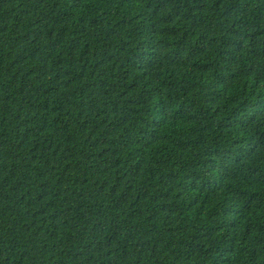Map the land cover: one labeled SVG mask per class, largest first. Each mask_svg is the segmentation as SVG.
Returning <instances> with one entry per match:
<instances>
[{
	"label": "trees",
	"instance_id": "obj_1",
	"mask_svg": "<svg viewBox=\"0 0 264 264\" xmlns=\"http://www.w3.org/2000/svg\"><path fill=\"white\" fill-rule=\"evenodd\" d=\"M0 264H264V0H0Z\"/></svg>",
	"mask_w": 264,
	"mask_h": 264
}]
</instances>
